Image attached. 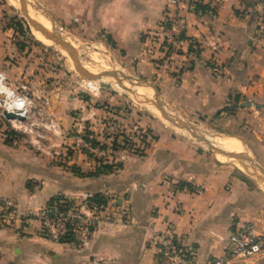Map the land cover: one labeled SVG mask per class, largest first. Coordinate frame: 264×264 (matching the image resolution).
I'll return each mask as SVG.
<instances>
[{
  "label": "crops",
  "instance_id": "1",
  "mask_svg": "<svg viewBox=\"0 0 264 264\" xmlns=\"http://www.w3.org/2000/svg\"><path fill=\"white\" fill-rule=\"evenodd\" d=\"M37 1L75 42L109 47L130 75L158 89L167 110L239 138L264 163V0H194L205 9L198 12L188 8L193 0H176L174 8L167 0ZM168 15L184 21L178 42L165 38ZM8 36L0 28V71L48 98L62 137L38 152L10 145L0 133V197L26 215L0 217V264H84L91 257L152 264L158 259L153 237L167 232L203 264L222 254L236 224L261 229L264 192L251 179L140 111L127 114L110 90L85 99L71 81L70 89L43 87L40 71L10 66ZM80 120L105 148L107 122L118 126L119 137L135 128L149 136L133 137L140 151H108L101 161L81 150L72 132ZM101 162L120 167L94 176ZM88 194L105 200L88 250L40 235L35 213L52 198ZM124 208L128 220L120 218ZM242 264H264V253Z\"/></svg>",
  "mask_w": 264,
  "mask_h": 264
},
{
  "label": "built area",
  "instance_id": "2",
  "mask_svg": "<svg viewBox=\"0 0 264 264\" xmlns=\"http://www.w3.org/2000/svg\"><path fill=\"white\" fill-rule=\"evenodd\" d=\"M170 7H175L176 0H167ZM196 1H190L188 8L197 11ZM167 26L165 38L168 42H178L185 29L184 21L176 15L167 16L163 21ZM93 94L97 97L100 88H94ZM50 102L42 94L34 95L28 92L24 85L14 86L6 75L0 71V121L7 125L4 138L12 145L24 146L40 152L44 144L53 138L62 137V129L59 122L49 113ZM3 112L21 117L5 120ZM103 133L107 135L108 146L98 143L95 137L86 131L83 120L76 123L72 132L78 141L81 150L103 160L106 152L113 150H125L128 152L140 151L142 145L134 144L133 137L139 142L148 135L135 128L134 132L120 136L118 126L112 122L104 124ZM11 134V135H10ZM21 138H17L18 135ZM264 134V132H263ZM95 141L98 146L92 147L90 141ZM111 143V144H110ZM113 143L116 148L113 149ZM115 165V164H110ZM94 195L88 194L80 199H68L59 197L57 201L46 204L35 213L39 222L40 235L49 241L63 243L69 241L79 251L88 250L92 236L103 219L102 213L105 204L97 205L92 201ZM26 215L19 212L14 203L0 197V217H17L21 219ZM120 218L128 220V208L120 213ZM153 240L158 249V259L152 264H197L182 243L181 239L172 233L154 235ZM264 253V224L260 230H256L249 222L238 223L228 234V242L222 254L203 264H242L244 260L260 256ZM84 264H105L101 259L91 257Z\"/></svg>",
  "mask_w": 264,
  "mask_h": 264
},
{
  "label": "rangeland",
  "instance_id": "3",
  "mask_svg": "<svg viewBox=\"0 0 264 264\" xmlns=\"http://www.w3.org/2000/svg\"><path fill=\"white\" fill-rule=\"evenodd\" d=\"M18 1L19 0H0V28H2V30H6V29L9 30L8 38L12 42V47L9 50V55L13 56V58L9 60L10 66H15V69H17L19 67L26 68L30 65L32 69L30 71H32V73L38 74V71H40V73H43L42 74L43 78H45L43 87L45 86L51 87V86L59 85L64 87L65 89V88H69L70 83L72 82L70 88L73 86V89L75 88L77 90V95L82 96L85 99H89V98L95 99L93 94L96 92V90L94 88L99 87L98 82H89L78 77L65 52L60 50L58 47L52 45V43H50L49 45H43L35 38L33 34L35 31L33 32V30L28 27L26 21L21 16L18 10ZM29 1L31 4V8L26 5V11L28 7V9L30 10L32 9L34 12H36L37 14H39L41 17L44 18V15H41L40 11H36L34 9L38 5L41 6L38 3V1L37 0H29ZM45 20L49 23L47 18ZM17 22L21 23L22 28L16 26ZM50 29H51V25H50ZM57 30L62 34V36H64L66 41L71 43L74 46V48L78 50V55L81 64L87 66L92 73L98 74L106 71H116L118 73H122L123 75L133 77L132 75H130L127 67L121 65L118 57L114 55V52L111 51L109 47H103L98 44H94V45L80 44L75 42L64 31L58 28ZM133 78H137V77H133ZM10 82L13 83L14 86H18L16 83H19L17 80L15 81L10 80ZM99 82H103L111 85V88L109 89L111 91V94L116 95L124 102L123 107H125L124 110L127 112V114L134 116L135 115L134 111H140L141 116L158 121L160 125L166 126L168 129H170V131L171 130L175 131L177 134L189 138L191 141L196 143V145L210 152V150H208L206 146L194 140L188 133L181 131L177 128H174L166 121H164L161 118L159 112L155 108H152L149 105L140 106L130 95H128V93H126L116 84L115 80L111 78H104V80H101ZM124 86L130 87V85L127 82H124ZM138 87H143L150 91L151 93L150 97L148 99L144 97L146 100L153 99V92L151 89L145 86H138ZM131 88L132 86L130 87V89ZM103 91L106 90L100 89V93ZM136 97H138L139 100L144 99L143 97H140L138 95ZM180 120H182L185 123L191 124V126H193L199 133L203 134L205 137L207 134L212 135L213 138L219 137V139L222 138L224 139L228 137L226 135H220L222 134L221 129H218L216 127H210L206 123H199L196 120L185 119V118H180ZM0 128L3 129V132H0L2 135V133L6 131L7 125L4 124L2 121H0ZM145 134L148 135L149 134L148 131H146ZM17 138L20 139L21 135L19 134ZM6 139L7 138H5V140ZM241 144H242V148L244 149L243 144L246 146V143L241 142ZM244 151L245 154L251 157L264 169L262 165L264 164L262 157H255L254 154L248 148ZM215 157H217V159L222 161L223 163L232 165L233 167H235V169L243 173L247 178L251 179L235 163V161L218 155H216ZM251 181L254 182L253 179H251ZM256 185H258L260 189L264 192V187L262 185L257 183Z\"/></svg>",
  "mask_w": 264,
  "mask_h": 264
},
{
  "label": "water",
  "instance_id": "4",
  "mask_svg": "<svg viewBox=\"0 0 264 264\" xmlns=\"http://www.w3.org/2000/svg\"><path fill=\"white\" fill-rule=\"evenodd\" d=\"M26 5L27 3L25 2V0L18 1V10L21 16L26 21L28 27L33 31L38 32L43 37L47 38L48 41L52 43V45L58 47L60 50L65 52L78 77L89 82H98L100 89H105V90H109L111 88V85L99 81L104 80V78H111L115 80L116 84L126 93H128V95H130L140 106L149 105L152 108H155L159 112L161 118L164 121H166L168 124H170L172 127L188 133L194 140L206 146V148L210 150L212 155L222 156L224 158L235 161V163L251 179H253L255 183L260 184L264 187V169L251 157H249L245 153L226 152L216 147L213 143L208 141V139H206V137L203 134L199 133L193 126H191V124L183 122L174 113L167 110L165 108V105L161 102L159 98L158 89L150 82L142 79L126 76L116 71H106L98 74H92L89 71H87L80 62L78 50L74 48V46L71 43L66 41L64 36H62V34L58 32L56 25L52 17L49 15L48 11L44 7L39 5L34 8L36 11H40L41 12L40 14L44 15L45 19L47 18V20L51 25V29L45 28L37 24L33 19H31L26 11ZM124 82H127L130 86H145L151 89L153 92V99L139 100L138 97H136L134 91H132L129 87L124 86ZM3 117L5 118V120L18 119L19 121H23L21 117H18L11 113L3 112ZM220 135H224V134H220ZM243 146H244V150H246L247 147L244 144Z\"/></svg>",
  "mask_w": 264,
  "mask_h": 264
},
{
  "label": "bare ground",
  "instance_id": "5",
  "mask_svg": "<svg viewBox=\"0 0 264 264\" xmlns=\"http://www.w3.org/2000/svg\"><path fill=\"white\" fill-rule=\"evenodd\" d=\"M27 3V6L31 8V4L29 0L25 1ZM27 7V12L28 15L31 19H33L37 24L50 29V24L43 18L41 17L39 14H37L36 12H34L32 9H28ZM34 32V31H33ZM35 38L42 43L43 45H49L50 41H48L47 38L43 37L42 35H40L38 32H34L33 33ZM83 67L90 71L89 68L87 66H85L84 64H82ZM91 72V71H90ZM92 73V72H91ZM94 74V73H92ZM128 87V86H127ZM131 87V86H130ZM129 87V88H130ZM132 91L135 92L136 96H140V97H146V99H148L151 95L150 91L143 88V87H138V86H132ZM139 99V98H138ZM145 99V98H144ZM225 137V136H224ZM206 139H208V141H210L211 143H213L216 147L226 151V152H233V153H244V149L242 148V144L241 142L236 139L235 137H226V138H222L219 139L218 138H213L212 135L207 134L206 135Z\"/></svg>",
  "mask_w": 264,
  "mask_h": 264
},
{
  "label": "trees",
  "instance_id": "6",
  "mask_svg": "<svg viewBox=\"0 0 264 264\" xmlns=\"http://www.w3.org/2000/svg\"><path fill=\"white\" fill-rule=\"evenodd\" d=\"M196 8H197V11L196 12H198L199 10H201V11H204L205 9L203 8V6H199V5H197L196 4ZM16 26H19L20 28H22V25H21V23L20 22H17L16 23ZM109 44V43H108ZM6 142L7 143H9V141L8 140H6ZM90 144H91V146L92 147H96V146H98V143L97 142H95V141H90L89 142ZM113 149L114 148H116V146H115V143H113ZM101 149H105V147H101ZM83 151V150H82ZM84 152V151H83ZM87 156H89V157H92V155H90V154H88V153H86V152H84ZM120 167V165H109V164H103L102 162L100 163V165H99V167L95 170V172L93 173V175L95 176V175H98V174H106V173H111L112 171H114V170H116V169H118ZM188 190H191L189 187L187 188ZM58 198H59V196L58 197H54V198H52L48 203H53V202H55V201H57L58 200ZM92 201L94 202V203H96L97 205H100V204H105V200L101 197V196H99V195H94L93 196V198H92ZM67 242H69V241H67Z\"/></svg>",
  "mask_w": 264,
  "mask_h": 264
}]
</instances>
